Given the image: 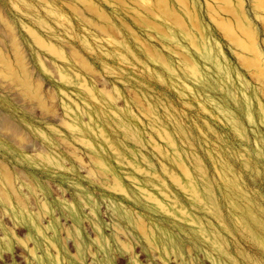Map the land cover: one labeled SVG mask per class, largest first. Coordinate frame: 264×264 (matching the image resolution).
<instances>
[{
	"label": "rangeland",
	"instance_id": "obj_1",
	"mask_svg": "<svg viewBox=\"0 0 264 264\" xmlns=\"http://www.w3.org/2000/svg\"><path fill=\"white\" fill-rule=\"evenodd\" d=\"M60 1L0 0V12L14 28L32 80L51 109L42 110L0 80V180L7 174L13 185V191L2 186L10 198L0 202V264H264V249L253 239L264 242V229L247 217L251 210L264 224V143L244 136L230 119L245 126V112L231 107L218 90L227 112L222 110L204 91L183 84L152 61L147 50L160 49L156 34L135 27L131 36L117 26L108 36L98 35ZM194 1L202 13V0ZM105 12L115 16L110 9ZM29 17L41 18L50 34ZM201 19L231 69L256 91L264 111V88L259 92L229 43L203 14ZM248 20L259 28L253 16ZM24 26L50 42L70 43L90 64L93 77L38 53ZM1 37L6 41L3 32ZM1 47L12 57L7 42ZM37 54L48 73L39 68ZM59 67L77 83L91 86L97 101L62 85ZM225 86L221 82V89ZM77 108L81 113L74 123L82 126L83 136L62 125L72 122L70 111ZM252 116L258 127L255 109ZM89 117L105 139L87 134L83 123ZM8 119L26 134L22 146H16L17 137L4 126ZM75 135L90 146L76 143ZM45 153L53 164L41 159ZM97 160L103 169L95 166ZM179 165L191 175L204 203L171 183L169 173L185 180ZM115 181L126 194L114 191ZM146 194L168 210L175 201V209L187 215L162 213ZM137 224L146 228L148 238ZM199 226L205 239L196 234Z\"/></svg>",
	"mask_w": 264,
	"mask_h": 264
},
{
	"label": "bare ground",
	"instance_id": "obj_2",
	"mask_svg": "<svg viewBox=\"0 0 264 264\" xmlns=\"http://www.w3.org/2000/svg\"><path fill=\"white\" fill-rule=\"evenodd\" d=\"M35 1L38 3H43V0ZM100 1H103L105 8L112 10L115 16L110 17L105 12V8L100 3ZM100 1L62 0V2H60L63 3V6L75 17L78 22L94 30L98 35L108 36L110 31H113V28L117 26L122 28L124 33L131 36L135 34V27L139 29H145L148 31V33L156 34L158 38V47H160V49H148L147 51L149 58L161 68L170 72L171 75L175 76L183 84L194 85L200 90L204 91L208 98L213 100L214 103L218 102L220 108L222 110H226L227 112V108L221 103L222 97L218 92V90H222V93L226 95V102L231 107L233 106L240 108L245 112V126H241L240 123L237 124L232 116H230L231 123L236 127L237 130L241 131L244 136L252 137L253 141H260L264 143V111L259 103L256 91H253L249 82L245 80L238 72H234L231 69L226 58L222 55L219 45L209 36L201 19V14H203L207 20H210L215 31L218 32L219 35L229 43L231 49H233L238 66L250 76L253 82L259 85L258 90L259 92L263 93L264 53L262 50L263 48L261 49V47L264 46V0H202V13H200L201 9L198 8L194 0ZM27 7L29 8L28 5ZM52 14L56 15L55 13ZM249 15H251V17L253 16L254 19L257 20L259 25L258 29L254 27L253 24L248 20ZM29 18L34 25L40 27L41 30H44L50 34L51 30L45 26V23L41 18ZM0 25V80L8 83L10 86L18 88L20 94L25 99L34 102L42 110L51 112L45 97L41 93L40 86L35 85L34 83L36 82H33L32 80L31 73L27 68L26 62L19 48L18 41L15 37L14 28L7 20L4 19L1 12ZM24 28L38 53H43L44 55L49 56L51 59H54L61 64H72L79 71L85 73L89 77H93L95 73L90 64L86 62L84 57H82L79 52L71 46L70 43L66 44L61 39L57 40L58 43H53L45 40L35 29L28 26H24ZM2 32L6 37H4L6 41H4V39L1 37ZM67 35L70 37V39L74 40V38L68 32ZM114 36H117L116 38H118V35L115 34ZM152 37H154V35H152ZM153 39H155V37ZM4 42H7L10 45L12 57L6 54V52L2 49L1 45ZM80 42L88 51L91 50L87 43L82 40H80ZM115 44L122 49L123 45L120 42L115 41ZM146 47L148 48L149 46ZM39 57V54H37L39 68L44 73H48V69ZM57 74L62 85L66 87H75L87 98L97 101L94 89L86 82L77 83L60 67L57 68ZM223 81L226 83V86L222 87L221 89V82L223 83ZM99 93L103 96H108L103 90H100ZM238 99H240V101H238ZM140 100L141 99H139L138 102L142 103ZM141 106L143 105L141 104ZM144 108L146 109L145 106ZM254 109L257 112L259 118L260 125H258V127H256L252 116ZM70 112L73 113L72 122L65 121V123L63 122L64 124L62 123V125H64L71 133L83 136L84 132L81 129L82 126L80 128V126L75 124L78 120L77 116H79V113H81V109L77 108L76 112L72 110ZM144 116L149 118L147 115ZM150 116H152V114ZM4 126H6L15 137H17V144L15 143L16 146H22L25 141L26 134L24 135V132L21 131L9 119L4 121ZM83 127L87 131L88 135L94 137L98 136L101 139H105L103 131L95 125L92 117H89L88 121L83 123ZM48 129L51 132L56 131L52 126L48 127ZM39 135L41 136L42 134ZM72 139L76 143L90 146V142L87 144L86 139L82 138L81 136L77 137L75 135L72 137ZM70 145H72V143H70ZM41 159L48 164H53V159L48 153L42 154ZM93 159L94 158H92V160ZM94 163L96 167L100 169L104 168V165L101 161L97 160L94 161ZM179 168L183 171L185 180H181L180 177L169 173L168 176L171 183L182 192L189 193L192 200L204 203L205 198L202 197L189 172L180 165ZM3 176L4 177L0 180V202L6 203L10 196L9 194L7 195L2 192V188H11L13 185L11 182V177L8 178L9 176L7 174ZM96 180H99V178ZM12 189L13 188L10 190L13 191ZM115 190L119 193L124 192L121 185L117 183V181H115L114 184V191ZM145 196L147 200L153 202L162 213L172 217H175L177 212L181 213L183 216L187 215L184 211L181 212L180 209H175L177 208L175 201L173 203L174 208L172 211L168 210L161 201H158L152 195L146 194ZM18 203H20V201ZM44 207L46 208L45 205ZM247 217L257 226L256 228L264 229V224L257 219L251 210H247ZM138 219H140L142 224L145 223L146 227V222L143 223L140 217ZM136 229L139 231V233L141 232V235L144 236V238L145 236L148 238V234H146V230H144L146 228H143L137 224ZM248 232L250 233L252 231L248 229ZM196 234L203 237L204 239L206 238L205 231L202 226H199ZM253 239L261 246V248L264 249V242L260 241V239L255 236H253ZM148 242V244H150V241ZM124 246L126 247V245ZM220 250L223 253V250ZM32 255L34 256L35 254L33 253Z\"/></svg>",
	"mask_w": 264,
	"mask_h": 264
}]
</instances>
